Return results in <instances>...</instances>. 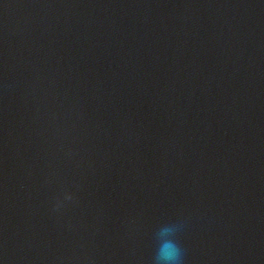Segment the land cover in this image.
I'll return each mask as SVG.
<instances>
[{"label": "water", "instance_id": "95a60500", "mask_svg": "<svg viewBox=\"0 0 264 264\" xmlns=\"http://www.w3.org/2000/svg\"><path fill=\"white\" fill-rule=\"evenodd\" d=\"M171 224L264 264V0H0V264H152Z\"/></svg>", "mask_w": 264, "mask_h": 264}, {"label": "clouds", "instance_id": "9594fccd", "mask_svg": "<svg viewBox=\"0 0 264 264\" xmlns=\"http://www.w3.org/2000/svg\"><path fill=\"white\" fill-rule=\"evenodd\" d=\"M67 199L72 197L69 195ZM181 227L178 224H171L162 227L156 233L158 245L152 264H184V250L176 239Z\"/></svg>", "mask_w": 264, "mask_h": 264}]
</instances>
